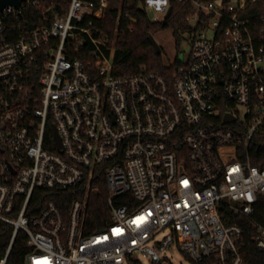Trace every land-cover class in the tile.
Masks as SVG:
<instances>
[{"label": "built area", "instance_id": "obj_1", "mask_svg": "<svg viewBox=\"0 0 264 264\" xmlns=\"http://www.w3.org/2000/svg\"><path fill=\"white\" fill-rule=\"evenodd\" d=\"M123 1L116 34L131 28ZM256 1L129 0L154 21L174 3L190 7L191 51L171 63L172 82L145 66L115 72L116 36L95 27L110 0L0 12V219L14 227L0 264L20 231L32 248L25 264H173L172 247L197 264H248L238 219L264 196V167L241 158L264 135V22L243 16ZM99 166L106 229L86 233L88 194L68 213L32 204L38 188L91 185ZM252 223L264 251V225Z\"/></svg>", "mask_w": 264, "mask_h": 264}, {"label": "trees", "instance_id": "obj_2", "mask_svg": "<svg viewBox=\"0 0 264 264\" xmlns=\"http://www.w3.org/2000/svg\"><path fill=\"white\" fill-rule=\"evenodd\" d=\"M56 2L57 9L66 8L70 0H53ZM100 1V0H96ZM190 7L180 3H174L172 14L164 21H154L149 14L143 9L131 4L129 0H124L122 6V22L124 25L131 24V28L124 31L120 30L116 34L117 17L119 9L113 6L108 7L105 11L104 18L95 19V27H99L112 36H116V62L114 70L117 73H136L145 66L148 70H153L165 75L170 82L180 63L168 65L163 58L162 52L157 53L150 36L159 30L172 27L180 41L181 32L189 28V22L185 15L189 12ZM41 11L37 7H31L27 12V17L31 21H38ZM244 17L251 19L253 24H263L264 0H258L251 3L243 12ZM132 18L137 19L134 22ZM243 150V151H242ZM241 158L251 160L252 163L264 167V135L258 133L250 141L249 148L241 147ZM103 166V165H102ZM99 166L95 169L97 174L92 180L91 185L86 180L77 186L68 188H38L35 191L32 204L43 207L49 200H54L68 213L72 201L77 197L89 196L87 214L85 218L86 233H93L104 230L108 227L110 221V208L108 205L109 190L105 172ZM257 220L264 225V196H260L256 203V212L252 217L242 216L238 219L243 227L242 246L245 260L248 264H264V251H262L254 240L256 229L253 221ZM13 225L0 219V258L4 255L5 249L13 234ZM28 244V236L24 231H20L15 240L13 250L7 264H25V254L31 250ZM203 264V263H199Z\"/></svg>", "mask_w": 264, "mask_h": 264}, {"label": "rangeland", "instance_id": "obj_3", "mask_svg": "<svg viewBox=\"0 0 264 264\" xmlns=\"http://www.w3.org/2000/svg\"><path fill=\"white\" fill-rule=\"evenodd\" d=\"M110 1L111 6L122 4L121 0ZM149 14L152 15L153 11L149 10ZM154 37L162 47V55L166 63H173L178 56L186 59L189 57L191 51V33L187 31L181 32L180 41L177 42V37L174 34L173 28L167 27L154 33ZM165 256H167L173 264H197L178 247H172L167 250Z\"/></svg>", "mask_w": 264, "mask_h": 264}, {"label": "water", "instance_id": "obj_4", "mask_svg": "<svg viewBox=\"0 0 264 264\" xmlns=\"http://www.w3.org/2000/svg\"><path fill=\"white\" fill-rule=\"evenodd\" d=\"M28 0H0V12L3 11L6 7L8 6H14L18 9L21 8L22 3L23 2H27ZM171 12V9L169 10V13ZM132 20L134 22H137V19L132 18ZM151 41L154 45V48L156 50L157 53L162 52V47L161 45L158 43V41L155 39L154 35L150 36ZM234 116H232L231 114L227 113L226 114V120L230 121V120H234Z\"/></svg>", "mask_w": 264, "mask_h": 264}]
</instances>
